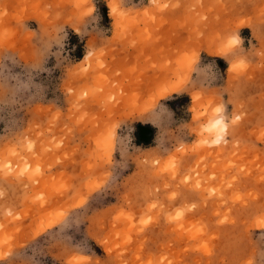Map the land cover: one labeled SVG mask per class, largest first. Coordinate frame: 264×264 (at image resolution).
<instances>
[{"label": "rangeland", "instance_id": "rangeland-1", "mask_svg": "<svg viewBox=\"0 0 264 264\" xmlns=\"http://www.w3.org/2000/svg\"><path fill=\"white\" fill-rule=\"evenodd\" d=\"M0 264H264V0H0Z\"/></svg>", "mask_w": 264, "mask_h": 264}, {"label": "clouds", "instance_id": "clouds-1", "mask_svg": "<svg viewBox=\"0 0 264 264\" xmlns=\"http://www.w3.org/2000/svg\"><path fill=\"white\" fill-rule=\"evenodd\" d=\"M243 40L239 35V31L230 33L221 40V47L225 50V54L234 51L236 48L242 47ZM93 54L92 51H86L84 57H89ZM245 61L243 58L237 59L232 63H228L227 70L237 68L243 69L245 67ZM239 120V117L232 118L227 110V105L224 103L217 104L211 108L207 114V118L199 123V136L201 137V143L215 147L226 142L228 137L229 128L235 125Z\"/></svg>", "mask_w": 264, "mask_h": 264}, {"label": "trees", "instance_id": "trees-1", "mask_svg": "<svg viewBox=\"0 0 264 264\" xmlns=\"http://www.w3.org/2000/svg\"><path fill=\"white\" fill-rule=\"evenodd\" d=\"M139 130L143 133V132H146L148 130V127L147 126H138ZM137 144H142V141H138Z\"/></svg>", "mask_w": 264, "mask_h": 264}, {"label": "bare ground", "instance_id": "bare-ground-1", "mask_svg": "<svg viewBox=\"0 0 264 264\" xmlns=\"http://www.w3.org/2000/svg\"><path fill=\"white\" fill-rule=\"evenodd\" d=\"M116 16V15H115ZM208 46V45H207ZM206 50H207V48H206ZM210 50V49H209ZM211 51V50H210ZM170 91V90H169ZM161 95H165V93L163 92Z\"/></svg>", "mask_w": 264, "mask_h": 264}]
</instances>
